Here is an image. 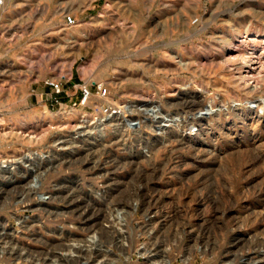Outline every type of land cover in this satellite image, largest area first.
I'll list each match as a JSON object with an SVG mask.
<instances>
[{
	"label": "rangeland",
	"instance_id": "rangeland-1",
	"mask_svg": "<svg viewBox=\"0 0 264 264\" xmlns=\"http://www.w3.org/2000/svg\"><path fill=\"white\" fill-rule=\"evenodd\" d=\"M233 45L249 51L256 47L257 57L264 55V0H3L0 164L34 151L46 153L49 159L34 160L40 170L50 167L39 178L41 191L63 187L81 196L73 212L64 199L48 194L45 207L56 214L22 208L20 190L34 175L21 164L15 178L22 179L25 172L28 177L13 182L0 169V232L28 248L25 254L33 263L51 257L48 252L56 247L60 251L66 242L58 233L62 226L80 237L78 242L96 226L99 231L91 250L76 252L61 261L65 264L96 258L107 264H149L137 254L145 243L167 246L171 264H246L258 257L256 249H264V71L258 89L251 90L256 82L240 79L247 70L241 60L224 59ZM49 78L62 81L59 103L52 99ZM95 82L108 87L106 101L116 105L151 99L162 106V116L181 110L201 121L185 132L183 143H162L156 131L137 119L126 136L129 148L117 142L121 136L113 127L104 140L91 137L90 143L98 142L91 157L113 168L104 182L101 173L76 162L74 155L59 163L56 147L73 126L87 129L106 118ZM83 85L94 93L85 105L80 103ZM190 91L198 94L193 109L175 104ZM211 102L215 107L208 120L202 116L210 114L205 107ZM52 162L58 165L52 167ZM85 207L90 208L89 227L94 222L91 231L80 216ZM155 213L158 227L152 236L147 228ZM6 238L0 241L11 239ZM100 249L111 252L103 255ZM0 258V264L22 260L9 254Z\"/></svg>",
	"mask_w": 264,
	"mask_h": 264
},
{
	"label": "bare ground",
	"instance_id": "bare-ground-1",
	"mask_svg": "<svg viewBox=\"0 0 264 264\" xmlns=\"http://www.w3.org/2000/svg\"><path fill=\"white\" fill-rule=\"evenodd\" d=\"M249 49L248 48L243 49L242 46H240V45H238V46L233 45V46L230 47L227 57L226 58L224 57V59H227V61H229V62L240 59L241 60L240 61V65L242 64V65L247 67V70H246L245 74H243L242 78H240L241 80L245 81V83H248V82L250 83L251 81L256 82L257 79L259 78V76L261 75V73L264 71V55L262 54L263 56H258L257 57L256 54L258 53V51L256 50V47H254V50H252V51H249ZM255 57H257V58H255ZM236 71H237V69H236ZM260 80H261V78H260ZM257 82H256V84L254 83L253 87L251 86L252 87L251 90H257L258 89L259 86L257 85ZM189 93L190 94H187L186 97L178 98V101H176L175 104L181 105V107H183V108L193 109L194 106L197 105L198 102H199V100L196 99L198 94L194 93V92L192 93V91H190ZM211 103L212 104L210 105V107L209 106L205 107V109H207V111L210 114L209 115L205 114V115L202 116V117H205V119H208V120H210L212 118V116H213L212 113H213V110H214V107H215L214 102H211ZM261 104L264 105V99H262ZM203 105H205V104L203 103ZM123 107H124V111L122 112V114H116V115H112V116L100 119L98 122H96L97 124L91 125L87 129H82L83 125H75V126H73V128L71 129L72 133L70 132L69 136H67L66 138L59 139L58 144L56 145V147L58 148L57 151H60L59 154H58L60 156V158L58 159V161H60L59 163L67 162L68 158L66 160H64V161H61L63 158L68 157L67 155H69V154L74 155L76 162H78V160H81L80 162L82 163V165H86L87 168L89 170H91L92 172H94V173H101V176H103L105 178L104 182H107V181H109V179H111V178H109V176L111 175V171H112L113 168L109 167L107 165L108 162H106V163L103 162L102 164H99L98 160L95 159L93 156L91 157V155L94 154V152L97 151V148L93 149L96 146L93 143H96V144L98 143V142H95V140H104V139H101V137L102 138L105 137L106 136V132L109 129H111L112 127L115 129V132H118V135L121 136L120 139L117 140V142L121 143V145H123V147L129 148L126 136H128V134H129V129H130L129 127H130V125H131V123L133 122L134 119H137L138 122H136V123H142L143 126L145 125V122H146L147 123L146 125L148 127L152 128L153 131H156V133L162 138V143H164V144L166 142L172 141L173 139L179 140L180 142H178V143H183L186 139H188L187 138L188 134L185 135V132H189V128H191L192 126L194 127L199 121H201V118L199 119V118H196L194 116H192V118H188V116H187L188 114L187 115H185V114L183 115V113H185L186 111L182 112L181 110L180 111L178 110L176 113L173 112L176 115L171 116V117H169L168 114L162 116V110H163L162 106L159 103H157V101L151 100V99L150 100L144 99V100L140 101L139 104H130L128 106L127 105L126 106L123 105ZM189 112H190V110H189ZM136 113H142L143 116H141V117L135 116ZM218 114H219V112H218ZM135 117H137V118H135ZM143 126H142L141 131H143ZM32 131L35 132V134H36V132L38 130L34 129ZM34 136H36V135H33L31 137H34ZM91 137L93 139H95V140L91 141V143H90L88 140ZM86 141H88L89 143L86 142ZM81 142H83V143L85 142V143L81 144ZM100 143L104 144L103 142H100ZM157 147H159V146H157ZM23 153H26V152H23ZM146 154H143V157H147ZM76 155H78V157ZM83 155L85 156V158H83L84 157ZM100 155H99V157H100ZM16 157L18 158V156H16ZM5 159H4V161L1 159L3 162L0 164V169L7 170L6 172L8 173L9 178L10 179L12 178L11 181H13V182H22V180H25L28 177L27 176L28 174H26V172H25V174L22 175V179L15 178L14 172L19 167V165H21V164L28 168L27 172H32V174L34 175L33 178L30 180V182L27 181L28 182L27 186L22 187V189L20 190L19 203L21 204L20 206H22V208L23 207L24 208L35 207V209H37V210L38 209H45V210H47L49 212V214H52V213L56 214L57 211L49 210V209H47L45 207L46 205H48V203H47L48 201H46L43 196L45 194H48L50 196V198L52 197V199H57V198H60V197L62 198L61 201H63V199H64L65 202L68 204L69 209H70V210H67L68 212H73V211L76 210L75 209V207L77 205L76 203L80 199L79 196H81V195L77 196L75 189H72V190L71 189H63V187L59 189L57 187L56 189H58V190L57 191L55 190L56 192L46 193V192H42L41 191V189H42L41 187L42 186L40 185L41 183L39 182V180H40L39 178L42 177L43 174L47 173V171H48V169L50 167L49 168H45L44 167V169L40 170L41 166L39 165V163H35L34 160L38 159L39 162L47 160V159H49V155L48 154L39 153V152H35L34 151L32 153H27L21 159H18V160H11L12 158L9 159V160L8 159L5 160ZM148 159H150V158H148ZM151 163H152V161H151ZM69 164H71V163H69ZM51 165H52V167L56 166V165H58V162H55V163L52 162ZM137 165H139V164H137ZM65 167H67V166H65ZM7 180H9V179L7 178ZM149 183H150V181H149ZM24 184H26V183H24ZM76 185H75V187H76ZM71 188H72V186H71ZM62 193H65V194L62 195ZM118 201H119V199H118ZM208 201H209V199H208ZM88 209H90V208H88ZM88 209L85 207L84 210L80 213V216L84 219V223L88 225V227H87L88 231H91L92 230V224L94 222L90 225L91 227H89L90 218H88V216H87L88 213H89ZM150 213H152V212H150ZM105 215H107V213ZM115 218L119 219L118 223L120 224L121 223V214H120L119 211L117 212V216H115ZM156 219H157V213H155V215L150 216V218H149V221H151V226L148 225L149 227L147 228V232L149 233V235H151L153 232L156 231V226L158 227V222L156 223V221H157ZM106 224H108V223H106ZM104 226H107V225L104 224ZM75 227H77V226H75ZM83 228H84V226H83ZM96 228H97V226H96ZM96 228H95V231L93 232V234H90L88 237L82 238V240H81L82 242H78V241H80V239H79L80 237H78V238L75 237L74 238L73 236H76L75 233L69 231L70 229L67 230L64 226H62L60 232H58V233H59V236H61V237L65 236L64 239H66V242L65 241L61 242V244H60L61 247L59 249L60 251L56 250V248H58V247H56L53 251H49L48 252V255H51V257H49V258H47V257L37 258L36 263H33L30 260V258L28 257L29 254L28 255L25 254L28 248H26L25 246H21L19 241H15L14 238H13L14 235L11 236L6 231H2V232H0V238L4 239V238L8 237V238H11V239L0 241V243H2V244H0V257L3 258V257H5L6 254H9L10 256H15V258H17V259H22V260H20L21 261L20 264H65V263H63L61 261L64 260V259H66L68 261L72 257L77 256L76 252L79 253V252H83V251H86V250H91L93 248V245L95 244V239L97 238V235L99 233V231ZM6 229H7L6 225H4L2 230H6ZM117 230L116 231L119 232L118 234H120L122 236L124 232L121 230V228L119 227ZM152 236H153V234H152ZM157 238H158V235H157ZM122 240H123V238L121 240H119L120 243L123 242ZM244 240H246V239H244ZM258 241L256 240V242H258ZM123 244H124V242L122 243V245ZM100 250L104 251L103 255H106V254L109 255L110 252H111V250H109V249H100ZM206 250L207 249H204L203 252H206ZM33 251H36V250L33 249ZM43 251H40V253L43 252ZM37 252H39V251L37 250ZM134 252H136V251H134ZM137 252H138L137 253L138 255H144L145 258L147 259V262H149V264H171V262H172V260L170 258H167L166 254H165V253L168 252V247L167 246L164 247L163 249H159V246L157 244H155V243L154 244L145 243L143 246H141L139 248V250H137ZM255 253H257L258 257L259 256L260 257L259 258L258 257H254L252 259H248L246 264H264V249L259 247L258 249H256ZM163 254H165V255L163 256ZM43 255H44V253H43ZM161 255H162V258H160ZM29 256H31V255H29ZM88 257H89V255H88ZM188 259H189V257L185 258V260H188ZM110 260H112V259H110ZM127 260L128 261L131 260L130 254L127 256ZM220 260H221V257H220ZM1 261H2V259H1ZM8 264H12V263H8ZM83 264H107V263L105 262L104 258L103 259L96 258L94 262L85 261V262H83ZM109 264H112V263H109ZM124 264H126V263H124Z\"/></svg>",
	"mask_w": 264,
	"mask_h": 264
},
{
	"label": "built area",
	"instance_id": "built-area-1",
	"mask_svg": "<svg viewBox=\"0 0 264 264\" xmlns=\"http://www.w3.org/2000/svg\"><path fill=\"white\" fill-rule=\"evenodd\" d=\"M3 5V0H0V7ZM46 83L48 85H50L53 89V93H52V99L59 103L60 102V98L58 95H60V93L63 90V85H62V81L55 79V78H49ZM95 88L96 91L98 93V95L100 96L101 99H104V103L101 104V108H102V112L104 117H109L112 115H116V114H122V112L124 111V107L122 106L123 104L120 105H116L110 101H106L108 99V97L110 96V92L108 90V87L102 83V82H95ZM94 93L92 90V87L90 85H83L81 86V101L80 103L85 105L88 104L90 102V100H92Z\"/></svg>",
	"mask_w": 264,
	"mask_h": 264
},
{
	"label": "crops",
	"instance_id": "crops-1",
	"mask_svg": "<svg viewBox=\"0 0 264 264\" xmlns=\"http://www.w3.org/2000/svg\"><path fill=\"white\" fill-rule=\"evenodd\" d=\"M45 88V85H41L40 87H39V89H44Z\"/></svg>",
	"mask_w": 264,
	"mask_h": 264
}]
</instances>
